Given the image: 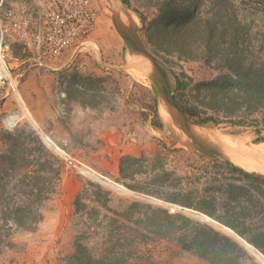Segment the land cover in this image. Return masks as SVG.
<instances>
[{"label": "rangeland", "instance_id": "1", "mask_svg": "<svg viewBox=\"0 0 264 264\" xmlns=\"http://www.w3.org/2000/svg\"><path fill=\"white\" fill-rule=\"evenodd\" d=\"M93 2L97 9V19L88 42L62 54L59 62L62 68L56 72L44 73L41 83L33 75L35 63L28 53L18 45L12 46L10 63L21 95V100L16 102L22 101L19 105L23 107L26 105L24 95L40 93L48 96L55 92L64 95L67 99L64 110L68 109L71 102L80 104V100H91L88 93L82 92L83 88L80 89L81 94L67 98V91L70 90L67 86L72 82L71 77L75 74L90 76L100 81L97 86L101 96L95 107H88L93 109L92 117L95 116L96 119L103 110H118L117 119L129 127L125 130L121 128L119 133H111L106 129L99 133L102 128L98 125L88 128L83 132L82 138L76 136L72 141L78 149L74 151L60 147L46 129L40 132V139L26 119L12 124V128H5L3 119L11 117L12 113H0V264H72L70 257L74 253L75 242L83 244L90 254L99 258L109 255V248L116 245V252L120 254L122 251L125 254L123 258L127 260L126 264H209L182 250L176 242L178 233L167 229L164 222L159 225L151 223L146 217L152 211H157L154 215L159 218L163 217L161 212L183 215L199 225L212 228L239 246L238 242L219 227L191 214L209 217L222 225L225 221L236 224L239 229L245 230V235L241 237L234 230L233 232L246 243L251 238H256L257 230L264 227V204L259 199L264 181H247L228 166L227 162L243 170L242 168L217 154L209 155L183 132L178 122L173 125L171 119H167L162 106L166 102L149 78V66L148 72H144L141 68L142 55L130 50L118 31L117 25L132 33L136 31L144 49L155 55L145 39L147 27L158 25L160 21L155 0H130L129 6L123 5L120 0ZM36 6V0L4 1L5 10L19 11L27 8L33 15L36 13ZM250 6L245 5V9ZM135 11L141 14L143 20ZM119 13L129 24L121 22ZM255 14L259 19L264 18L263 10H260V15ZM256 24L255 32L258 36L264 31V25ZM156 57L163 62L159 56ZM177 64L179 65L165 64L169 71L172 96L176 101L183 96L184 103L196 106L199 99L195 84L213 78L215 72L199 61L182 60L177 61ZM180 72L191 78L192 82L186 90L178 92L175 75ZM74 88L79 89V84L74 85ZM46 102L50 105V101ZM167 107L177 116L173 108ZM263 116L262 113L254 115L255 125L252 127L228 123L205 126L192 124L191 133L197 140H203L226 155H236L226 150L235 149L232 148L235 146L233 143L228 144L224 138H219V143L205 140L209 131L230 138L243 137L242 141L250 139L251 143L258 145L257 141L264 139ZM12 121L11 118L9 126ZM30 132L35 134L45 151L56 162L50 163V172L47 170L42 174L46 191L42 202L38 204L39 209L35 207L33 210L39 213L41 220L26 229L27 227L16 225L9 218L10 208L12 210L24 201L11 188L15 184V178L36 171L37 163L47 162L37 151H29L25 155L29 165L20 170L9 167L7 157L8 152L15 149L10 146V135L16 137L18 143L26 149L35 148V143L27 136ZM117 134L120 147L117 145ZM51 142L79 160L109 174L124 189L101 186L78 176L54 153ZM234 151L246 154L252 152L264 157V141L252 151ZM115 153L118 154L119 169L115 175H110V171L105 169L117 160L113 157ZM247 173L264 179L262 174ZM229 194L234 195L237 200L230 201ZM163 203L177 205L179 210H170ZM32 205L34 208V203ZM241 211L247 216L239 215ZM119 244L123 248H119ZM240 247L251 262L260 264L256 256ZM261 262L264 264V260ZM242 263L251 264L245 259Z\"/></svg>", "mask_w": 264, "mask_h": 264}, {"label": "trees", "instance_id": "2", "mask_svg": "<svg viewBox=\"0 0 264 264\" xmlns=\"http://www.w3.org/2000/svg\"><path fill=\"white\" fill-rule=\"evenodd\" d=\"M120 2L125 6L130 4V0H120ZM154 3L160 21L158 25H150L146 29L145 39L151 51L169 66L179 65L177 61L182 60L199 61L215 72L213 78L195 84L196 96L199 99L196 106L184 103L183 96L177 99L176 102L185 116L192 124L198 126L221 123L240 127L254 126V115L264 114V31L258 36L255 32L256 23L264 25V18L259 19L255 14L260 15V10L264 11V0H155ZM245 5H253L257 8L250 6L245 9ZM135 12L143 20L141 14ZM71 80L72 82L67 86L70 88L67 91V98L81 94L80 89L83 88L82 92L88 93L91 100H80L79 103L83 106L95 107L97 99L101 98L97 86L100 81L77 74L73 75ZM175 81L178 92L186 90L192 82L183 72L175 75ZM76 84H79V89L74 88ZM10 120L11 118H7V125L10 124ZM27 136L35 143V148L32 150L19 144L16 137L9 136L12 139L10 146L17 149L8 152L9 167L20 170L28 167L25 155L33 150L37 151L39 156H44L48 165L37 163V172L33 170L34 172L24 173L19 178H15V184L11 189L24 201L21 202L22 205L18 204L12 210L10 208L8 215L16 225L30 229L31 225H36L41 220L39 213L33 210L35 207L39 209L38 204L42 202L46 191L42 174L47 170L50 172L48 167L56 160L45 151L34 133L30 132ZM263 141L264 139L258 140V145L261 146ZM232 145L235 149L231 150L243 151H252L258 146L251 143L250 139ZM227 165L247 181H264L259 176L247 173L229 162ZM259 199L264 204V188L259 191ZM229 200L236 201L237 198L229 194ZM162 205L170 210H179L174 204ZM156 212L152 211L146 218L155 225L164 222L167 229L178 233L176 242L182 250L209 264H243L244 259L254 264L240 246L252 256H256L260 264L264 260V257L258 253L264 255V227L257 230L256 238L247 241L249 245L243 238L244 241L238 237L239 235L243 237L245 230L239 229L236 224L225 221L224 226L228 228H224L203 215L191 214L219 227L238 242L239 246L212 228L199 225L183 215L161 212L163 217L159 218L158 215H154ZM239 215L247 216L243 211ZM115 246L107 250L109 255L99 258L90 254L83 244L75 242L74 253L70 257L71 262L72 264H126L127 260L123 258L125 254L120 250L118 254ZM119 248L123 246L119 244Z\"/></svg>", "mask_w": 264, "mask_h": 264}, {"label": "built area", "instance_id": "3", "mask_svg": "<svg viewBox=\"0 0 264 264\" xmlns=\"http://www.w3.org/2000/svg\"><path fill=\"white\" fill-rule=\"evenodd\" d=\"M4 1L0 0V94L20 100L10 63L12 46H20L34 63L44 64L50 72H56L61 69L62 54L88 42L97 9L93 0H36L33 15L27 8L5 10ZM10 116L13 119L10 126L6 124L8 117L3 119L7 129L15 123L14 116ZM51 144L54 153L78 176L101 186L121 187L109 174Z\"/></svg>", "mask_w": 264, "mask_h": 264}, {"label": "crops", "instance_id": "4", "mask_svg": "<svg viewBox=\"0 0 264 264\" xmlns=\"http://www.w3.org/2000/svg\"><path fill=\"white\" fill-rule=\"evenodd\" d=\"M114 1L117 2V0ZM32 72L34 76L39 78V82L41 83V78L44 73L50 71L46 65L35 63L34 70ZM19 96L21 97L20 93ZM63 97L64 95H58L55 92L54 94L51 92V95L48 96L47 94L45 96L40 93L28 94L23 97L25 98L24 100L26 101V105L22 107L19 105L22 101L18 103L13 97L7 96L6 94H0V113L3 114L4 112L5 115L12 113L14 116V124H18L23 121V119H26L27 124L35 130L40 139V132H43V130L46 129L51 133L52 139L60 147L72 149L74 151L78 149L73 145L72 141L76 136L78 138H82L83 132L88 128H94L98 125L102 128L101 130L99 129V133L104 132V129L111 133H119L121 128L125 130L129 127L128 124H121L117 119V115L119 113L118 110H103L101 115L96 117V119L95 116L92 117L93 109L75 102H71L70 106H68L69 108L64 110L67 99ZM46 101H50V105H48ZM90 116L91 119H89ZM9 118L12 117H8V119ZM99 135L102 136L103 134ZM117 135V145L120 147V144H118V142L120 143L119 135ZM117 155L116 153L115 155L113 154V157L115 156V159H117L113 162V165L109 168H104L106 171H110L108 172L110 175H115L119 169V160Z\"/></svg>", "mask_w": 264, "mask_h": 264}, {"label": "water", "instance_id": "5", "mask_svg": "<svg viewBox=\"0 0 264 264\" xmlns=\"http://www.w3.org/2000/svg\"><path fill=\"white\" fill-rule=\"evenodd\" d=\"M118 26V31L123 38L124 42L127 44L130 50L137 51L140 55H142V62L147 63L149 66V78L155 84L158 89L160 96L166 102V104L173 108L177 112V121L180 125L183 132L189 136L195 144H197L203 151L208 153L209 155H219L224 159L231 161L234 165L237 166L233 161V159L227 156L225 153L218 151L217 149L212 148L211 146L207 145L203 140H197V138L191 133L192 123L190 120L185 116L181 107L178 105L176 100L172 96L171 87L169 84V71L167 66L162 62L158 57L149 53L144 49L143 44L140 42L136 35V31L129 32L124 27ZM141 62V64H142ZM239 167V166H238ZM209 218V217H208ZM213 220V219H211ZM214 221V220H213ZM216 222V221H214ZM218 223V222H216ZM220 224V223H218ZM221 226H224L220 224ZM226 227V226H224ZM228 228V227H226ZM230 229V228H229ZM231 230V229H230ZM236 234V233H235ZM240 237V236H239ZM241 238V237H240ZM249 244V243H248ZM250 245V244H249ZM253 247V246H252ZM254 248V247H253Z\"/></svg>", "mask_w": 264, "mask_h": 264}, {"label": "bare ground", "instance_id": "6", "mask_svg": "<svg viewBox=\"0 0 264 264\" xmlns=\"http://www.w3.org/2000/svg\"><path fill=\"white\" fill-rule=\"evenodd\" d=\"M119 18H120L121 22H123L124 24H126V23L129 24L125 20L124 16H122L120 13H119ZM141 68L144 70V72H148V64L147 63L143 62ZM162 106L164 108V111L167 114V117H168L167 119L168 120L171 119L172 121L170 120V122H172L173 125L175 124V122H178L177 116L171 112V110L167 107V105L163 103ZM218 132H220V131H218ZM219 138H224L225 140H227L228 144L244 140L243 137L230 138V137H225V136H219L215 131H209L205 140H207L209 142L210 141L211 142H218ZM226 150L229 152L236 153V155L231 154V155H227V156L231 157L233 159V161H236L235 163L237 164V166H239L243 170H245L247 172H254V173H259V174L264 175V157L256 155L252 152L246 154V153H241V152H237V151L230 150V149H226ZM119 188L124 189L122 187H119Z\"/></svg>", "mask_w": 264, "mask_h": 264}]
</instances>
